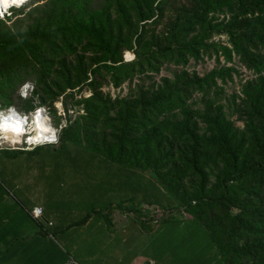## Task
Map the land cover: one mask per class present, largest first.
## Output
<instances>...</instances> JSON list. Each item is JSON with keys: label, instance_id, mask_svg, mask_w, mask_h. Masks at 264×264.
Instances as JSON below:
<instances>
[{"label": "rangeland", "instance_id": "obj_1", "mask_svg": "<svg viewBox=\"0 0 264 264\" xmlns=\"http://www.w3.org/2000/svg\"><path fill=\"white\" fill-rule=\"evenodd\" d=\"M185 14L201 15L179 23ZM99 32L115 51L112 60L120 65L116 72L102 67L110 55L98 40ZM12 35L34 38L13 71L0 74V112L15 110L26 118L30 131L32 114L43 111L59 147L38 152L117 147L126 163L156 171L181 205L174 208L149 172L141 175L150 180L151 192L147 181L129 177L123 184L125 176L105 171V182L112 186L103 187L99 202L91 206L78 198L82 186L75 183L77 171L71 169L85 166V160H53L41 153L36 156L41 168L54 161L60 165L55 175L34 169L33 175L47 176L46 182L37 180L39 199L59 192L65 209L74 211L78 200L84 201L67 234H119L109 221L112 209L129 207L148 218L155 207L167 205L172 211L152 224H162V234H206L200 224L187 219L203 217L221 234L232 264H264V177L231 183L225 202L204 212L197 209L200 201L223 194L222 180L233 160L238 167L261 161L264 0H30L0 16V37ZM11 60L0 59V69H9ZM95 68L99 71L93 73ZM69 136L88 147L69 139L61 144V138ZM221 139L227 141L225 149ZM20 144L15 148L27 146ZM8 147L0 143L1 149ZM24 161L20 153H0V167L19 166L29 175ZM6 183L0 173V186ZM5 189L9 201L15 191ZM29 191L24 187L22 192ZM199 241L200 247L207 246L203 236ZM2 258L6 256H0V264H15V258Z\"/></svg>", "mask_w": 264, "mask_h": 264}, {"label": "crops", "instance_id": "obj_2", "mask_svg": "<svg viewBox=\"0 0 264 264\" xmlns=\"http://www.w3.org/2000/svg\"><path fill=\"white\" fill-rule=\"evenodd\" d=\"M5 143L9 147L0 148V153H20L22 158L26 159L23 164L29 166V175L24 174L23 168H19V166L2 165L0 167L1 176L7 182L0 186V190L3 192L0 199V256H6V259L2 258V262H11V259L15 258V264H68L71 260L77 264H207L211 258L210 264H224L207 233L162 234V224L158 228L152 227V224H157L167 215V205L163 208L155 207V210L148 212V218L146 214L137 209L129 207L112 209L109 221L120 230L119 234H67L72 218H77L82 213L80 206L82 204L83 208L84 201H79L78 198L86 199L93 206L94 202H99L98 198L103 193L102 188L112 186L110 181L105 182V171L111 173L112 176H115L114 174L125 176L124 180L122 179L123 184H127L130 180L129 177L131 179L138 177L143 183H146L147 180L141 175L144 172L110 161L111 164H109L105 162L104 156L93 150L63 153L57 150L38 152L40 148L53 147L55 149L59 146L45 145L29 149H16L15 147L19 146V141ZM41 153L53 160L64 159L71 162L75 159L85 160V166L71 168L73 171H77L75 183L82 186L76 191L78 192L76 211L65 209V200L59 192H54L48 200L39 199L41 198V189H39L37 180L41 182L43 179L46 182L47 176L41 178L40 173L33 175L34 169L53 171V175H55L59 174L57 166L60 165H55L54 161L52 163L54 166L51 164L41 168L36 158ZM90 160L96 161L90 162ZM100 163L101 166H98ZM105 163H107L106 168L103 167ZM9 171L14 174H10ZM119 180L116 179V184H114L117 190L120 184ZM147 183L151 192L150 180ZM126 186L128 187V185ZM24 187H29L30 191L23 193ZM5 188H13L15 191L14 197L9 201L8 191ZM145 188L146 186L143 188L144 193L147 190ZM43 190L42 194L45 193L46 187ZM142 202H138V208ZM34 208L42 210L40 218L35 219L31 216L30 212ZM85 213L83 212V214ZM85 222L79 224H85ZM44 223L47 224V227ZM47 230L50 231L49 234L46 233ZM201 236L206 240V247H200ZM202 248L204 254H201Z\"/></svg>", "mask_w": 264, "mask_h": 264}, {"label": "trees", "instance_id": "obj_3", "mask_svg": "<svg viewBox=\"0 0 264 264\" xmlns=\"http://www.w3.org/2000/svg\"><path fill=\"white\" fill-rule=\"evenodd\" d=\"M200 15L201 14H193V15L185 14L182 19L179 18L177 21L179 23H184L186 20H191L193 18L199 17ZM89 22L93 26V18H90ZM100 35L101 34L99 32L98 33V40H100L102 42V44L104 45L103 46L104 49H106L107 53L110 55L108 58V61H105V63L102 65V67H104V69H106L109 72H111V71L116 72L117 70L120 69V65H116L117 63L113 62V60H112L113 56L115 55V51L109 50V46L107 44H105L106 42L103 41V38H101ZM33 38H34V35L33 36H22L21 35L20 37H15L12 35V36H9L7 38L2 37V36L0 37V59H3L4 56L11 57L12 58L11 63L13 62V64L11 65V67H9V69L8 68H6L5 70L0 69V74L3 71H5L8 74H9V72L13 71L14 66L21 59H24L23 58L24 49L30 50V48H29V45L31 44L30 39H33ZM164 50H166V49H164ZM16 53H18V55H17V57H19V58H17L18 61H16L14 59ZM25 60L27 61V59H25ZM20 63H22V62H20ZM98 71H99V68H95L92 70L93 73H96ZM97 124L96 123H95V125L93 124V127H95ZM221 138L224 139L223 134L221 135ZM61 139H62L61 144L64 142V140L69 139V140H72L73 142H77L79 144H83L84 146H87L86 144L79 141L77 139V137H70L69 136V137L61 138ZM222 139H221L222 146L225 149L227 146V141L222 140ZM122 141L123 140L120 139L118 145L121 146ZM88 148L93 150V151L100 153L102 156L105 157V159H107L108 161H110L114 164L124 166V167H128V168L135 169V170H139V171H143V172H149V173L155 175L157 178V182L159 183L160 187L163 188L165 191L164 193H165L166 199L169 196V199L174 201L172 204L175 207L174 206L173 207L177 210H179L181 208V205H180L178 198L174 197L168 191L167 187L162 183V180L156 171H154V170L151 171L149 169H137V168H135V166L126 163L121 152L115 151V150H117V147H116V149H113V150H109V149L99 150V149H94L92 147H88ZM259 155H260L261 161L256 163V164L248 165V166L238 167V165L236 163V159L233 160L228 173L224 176V178L222 180V186H223V190H224L223 194L217 198L207 199V200L202 201V202L200 201L199 204H197L199 206L197 209H200L201 212H204L207 207H212L213 204L220 205V203L225 202L227 199L228 193H230L232 190L231 186H229V184H231V183H243L245 180H248V179H254V178H260L261 179V178H263L264 177V144H263V146H261L259 148ZM206 201H208V205L206 203H204ZM167 210H169V212H171L172 207H168ZM191 219L196 221L198 224L201 225L202 228H204V230L206 231V233L209 236L210 241L212 242V244L215 246L216 250L218 251L219 256L221 257L223 263L224 264H232V257L229 255L230 250L227 249V247L224 246L220 241L221 234H215V232L217 231L216 226L214 224H211V222L208 225H206L208 223L207 222L208 220L203 221L202 220L203 217L200 218L197 216V217H193ZM237 221L239 222L240 220H236V222Z\"/></svg>", "mask_w": 264, "mask_h": 264}, {"label": "bare ground", "instance_id": "obj_4", "mask_svg": "<svg viewBox=\"0 0 264 264\" xmlns=\"http://www.w3.org/2000/svg\"><path fill=\"white\" fill-rule=\"evenodd\" d=\"M29 0H0V14L5 13L11 7H21ZM27 121L19 113L10 109L0 112V143L7 141H19L34 145L44 142H53L56 138V132L51 121L44 115L40 109L32 114V128L26 129Z\"/></svg>", "mask_w": 264, "mask_h": 264}, {"label": "built area", "instance_id": "obj_5", "mask_svg": "<svg viewBox=\"0 0 264 264\" xmlns=\"http://www.w3.org/2000/svg\"><path fill=\"white\" fill-rule=\"evenodd\" d=\"M1 15H2V14H0V16H1ZM37 111H38V109L35 110V112H37ZM23 119L26 120L25 117H23ZM57 142H58V140H57V138H55L53 142H49V143H48V142H44V145H55ZM26 145H27L26 148H27V147H28V148H33V147L39 146L38 144H34V145L26 144ZM26 148H25V149H26ZM36 209H39V208H34V209L30 212L31 216H32L33 218H35V219L40 218V217L42 216V210L40 209L39 213H37ZM68 264H77V263L74 262L73 260H71L70 262H68Z\"/></svg>", "mask_w": 264, "mask_h": 264}, {"label": "clouds", "instance_id": "obj_6", "mask_svg": "<svg viewBox=\"0 0 264 264\" xmlns=\"http://www.w3.org/2000/svg\"><path fill=\"white\" fill-rule=\"evenodd\" d=\"M21 2H22V0H21ZM36 211H37V213H39L40 209H36Z\"/></svg>", "mask_w": 264, "mask_h": 264}, {"label": "snow or ice", "instance_id": "obj_7", "mask_svg": "<svg viewBox=\"0 0 264 264\" xmlns=\"http://www.w3.org/2000/svg\"><path fill=\"white\" fill-rule=\"evenodd\" d=\"M13 2L15 3V2H16V0H13Z\"/></svg>", "mask_w": 264, "mask_h": 264}]
</instances>
